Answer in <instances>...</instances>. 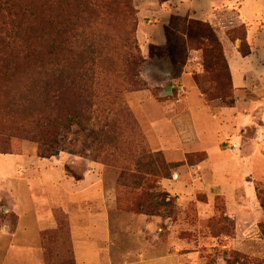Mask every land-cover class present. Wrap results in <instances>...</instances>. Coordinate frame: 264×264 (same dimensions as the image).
I'll return each mask as SVG.
<instances>
[{"label":"rangeland","instance_id":"374dc122","mask_svg":"<svg viewBox=\"0 0 264 264\" xmlns=\"http://www.w3.org/2000/svg\"><path fill=\"white\" fill-rule=\"evenodd\" d=\"M170 1L131 0L137 22V49L132 52L138 64L129 75L123 59L97 68L92 124L74 127L57 156L40 158L37 143L29 139L19 141L11 155L0 154V264H62L74 256L72 247L77 264H176V257L161 258L168 248L158 230L163 220L165 230L176 226L182 231L175 232L173 244L196 248L206 264H229L233 258L240 264H264V14L255 17L264 0H217L222 5L214 13L216 29L210 27L230 64L233 97L219 94L223 76L217 71L222 68L213 57L208 62L211 53L200 38L182 36L186 62L177 71L166 50L165 27L177 15L170 16ZM214 1L195 0L198 20L206 18ZM240 5L253 24L252 54L245 60L239 53L244 32H225L218 19L219 13H239ZM187 8L179 5V14ZM102 18L99 28L113 35L124 26L112 14ZM111 120L118 130L106 147L98 133ZM158 152L169 163L184 164L171 170L170 179L150 177L143 187L118 185L123 165ZM202 154L204 161L192 166L203 160ZM189 155L193 158L187 162ZM90 167V174L74 180ZM63 173L73 177L71 182ZM98 176L116 194L121 212L108 211L100 184L81 196L65 194L71 183L85 187ZM81 200L87 203L84 210L70 205ZM66 207L68 218L59 212ZM211 218H219L232 234L213 237L218 230L203 224ZM195 255L186 264H196Z\"/></svg>","mask_w":264,"mask_h":264},{"label":"trees","instance_id":"16d2710c","mask_svg":"<svg viewBox=\"0 0 264 264\" xmlns=\"http://www.w3.org/2000/svg\"><path fill=\"white\" fill-rule=\"evenodd\" d=\"M165 1L169 0H161ZM0 5V154L11 155L19 141L29 139L37 143L38 156L49 159L60 153L63 139L75 133L74 127L86 128L92 124L97 68L116 66L123 59L129 75L138 64V56L132 52L137 49V22L133 19L132 2L0 0ZM103 13L112 14L124 23L115 35L99 28V23L105 21ZM218 19L225 32L238 29L244 32L239 53L243 57L250 55L248 27L239 13H219ZM230 22H233L232 27L225 28ZM210 25L201 20L172 16L165 27L166 50L178 71L186 62L187 42L182 36L200 38L205 50L211 53L207 56L208 62L213 57V63H219L222 68L217 71L223 76L219 94L233 97V80L223 45ZM108 40L112 41V46L107 44ZM112 120L98 133L106 147H111L118 130L116 121ZM190 157L192 155L187 162ZM202 157L203 160L191 165L203 162L205 154ZM183 164L169 163L159 152L143 153L133 165H123L117 183L128 188L143 187L150 177L170 179L171 170ZM164 195L169 193L164 192ZM149 198L154 199L153 195ZM220 219L225 224L228 221ZM218 222L219 218H211L203 224L218 230V233L213 230V237L230 236L232 229L229 233L228 225ZM182 235L188 237L191 233ZM240 261L233 258L229 264H240ZM62 264H76L74 256L64 258Z\"/></svg>","mask_w":264,"mask_h":264},{"label":"crops","instance_id":"0c3cea01","mask_svg":"<svg viewBox=\"0 0 264 264\" xmlns=\"http://www.w3.org/2000/svg\"><path fill=\"white\" fill-rule=\"evenodd\" d=\"M188 1V2H187ZM257 1H259V0H257ZM256 1V2H257ZM195 2V0H171L170 1V3L172 4V6H171V8H172V12H171V14H170V16L172 15V14H177V15H182V16H188L189 18H193V19H199L198 17H197V11L195 10V9H193V5L195 4L194 3ZM169 3V4H170ZM185 4V6H187L188 5V8H187V10H184L185 12H182V14H179V10H178V7H179V5L180 6H183ZM209 6H210V9L209 10H204L205 11V19L203 20V21H206V22H208V23H210L213 27H215L216 26V21H217V18L215 17V10H216V7L218 6V7H220L222 4H220V3H218V1L216 0V1H214V2H210L209 4H208ZM257 7H259V9L261 8V4L260 5H258ZM256 10V12H255V17H260V16H262V14H264V9L262 8V10ZM210 10H212L213 12V14L211 15V14H209V11ZM183 11V10H182ZM181 13V12H180ZM239 14H240V17H241V21L244 23V24H246L247 25V27H248V37H247V40H248V42L250 43V45H251V40H252V37H251V28L253 27V24H250L249 22H248V20H247V18H245L244 17V15H243V13H242V6L240 5V9H239ZM211 15V16H210ZM159 16V15H158ZM159 18L164 22V18H162V16H159ZM156 21H158V20H156ZM263 22V21H262ZM165 23V22H164ZM164 25V24H163ZM264 25V22L263 23H261V26H263ZM147 27H149L150 28V26L149 25H146ZM215 29H216V27H215ZM149 39H152V37H150ZM251 54H252V47H251ZM251 54L250 55H248V56H246V57H243L242 56V58H243V60H245V59H247V58H249L250 56H251ZM228 61V60H227ZM228 64H229V62H228ZM229 67H230V64H229ZM230 71H231V69H230ZM231 75H232V73H231ZM233 80V79H232ZM234 86V85H233ZM234 94H235V88H234ZM263 99V98H262ZM239 102H240V100H236V102H235V105H237V104H239ZM245 111V110H244ZM191 127H192V130H193V132H194V129H193V126L191 125ZM194 134H195V132H194ZM195 137H196V135H195ZM197 138V137H196ZM183 145H186V143H184V142H181ZM187 144H190V143H187ZM26 149H28L29 150V152H30V146H27L26 147ZM91 169V167L90 168H88V169H86V170H84L83 171V173L81 174V176L78 178V179H74L75 181H78V180H80V179H83L85 176H87L88 174H90L92 171L90 170ZM19 171H20V169H19ZM38 171H41L40 169L38 170ZM42 172V171H41ZM64 175H63V177L65 178V181L66 182H71V180H72V178L73 177H71V176H68V175H66L65 173H63ZM33 177H36V175H35V173L33 174ZM99 177V176H98ZM21 179H25V177H24V175L23 176H21ZM103 177H99L98 179H96L95 181H91L90 182V184H88L87 186H85V187H75V186H78V182L77 183H75V184H73V183H71V185H70V188H67V190L66 189H64V191H65V194L67 195V197L68 196H78V195H83L84 193H86V192H88V191H90L93 187H95L97 184L99 185H102V187H101V193H102V195L104 196V200H105V204L107 205V209H108V211L109 212H121V211H119V210H117V208H116V204H117V200H116V194L114 193V192H110V190H109V188H107V187H105V185L103 184ZM44 181H46V179H44ZM183 182V184H185V182L184 181H182ZM69 184V183H68ZM218 194H221V191L220 190H218ZM183 200V199H182ZM187 204H188V202L189 201H185ZM190 203V202H189ZM87 203H86V201H83V200H81L80 202H76V203H72V204H70L71 206H74V205H76V207L78 208V209H80V210H84V208L87 206L86 205ZM73 208V207H72ZM67 207H66V211H63L62 210V208H60V211L59 212H61V214L65 217V218H68L69 217V214L67 213ZM69 209H70V207H69ZM124 213V212H123ZM127 214V213H126ZM122 217V216H121ZM155 217H158V216H155ZM150 218H153V217H150ZM159 218H161V217H159ZM163 220V219H162ZM18 221H19V216H17V223H18ZM164 221V220H163ZM162 221V223H160V224H158V230H159V233H160V235H161V238L163 239V242L164 243H166L167 245H168V248H166V250L164 251V256H161V258H163V257H176V264H186L187 263V260H188V256L189 255H191V254H193V255H195V256H197V260L195 261L196 262V264H206L202 259H201V256H200V252H199V250L197 251V249L196 248H189L188 246H189V244H187L186 243V245H181V246H179V244H173V242L175 241V238H176V234L179 232H182L181 231V229H179L178 231H177V229H176V226L175 225H173V224H169V223H167V224H169V225H173V226H175V229H166L165 230V228H163V223H165V222H163ZM47 226H49V227H51L50 229H52L53 227H54V225L53 226H50V224L49 225H47ZM17 227V226H16ZM68 227V226H67ZM49 229V230H50ZM70 231V229H69V227H68V232ZM177 231V233H175ZM72 239V238H71ZM200 239H202V238H200ZM186 246V247H185ZM71 251H72V254L74 255V259H75V262H76V264H77V260H76V252H75V249L72 247L71 248ZM139 257L140 258H142L143 257V253L141 252L140 254H139Z\"/></svg>","mask_w":264,"mask_h":264}]
</instances>
